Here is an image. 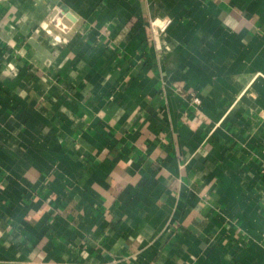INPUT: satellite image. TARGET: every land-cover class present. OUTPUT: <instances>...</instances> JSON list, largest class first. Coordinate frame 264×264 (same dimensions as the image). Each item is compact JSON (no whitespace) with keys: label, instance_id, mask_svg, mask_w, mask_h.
Here are the masks:
<instances>
[{"label":"crops","instance_id":"crops-1","mask_svg":"<svg viewBox=\"0 0 264 264\" xmlns=\"http://www.w3.org/2000/svg\"><path fill=\"white\" fill-rule=\"evenodd\" d=\"M0 264H264V0H0Z\"/></svg>","mask_w":264,"mask_h":264},{"label":"built area","instance_id":"built-area-1","mask_svg":"<svg viewBox=\"0 0 264 264\" xmlns=\"http://www.w3.org/2000/svg\"><path fill=\"white\" fill-rule=\"evenodd\" d=\"M170 24V20H165V21H163L160 25H159V27H160V29L163 31V30H165L166 28H167V26ZM56 25L58 26V27H61V28H63V29H65V26L62 24V23H60L59 21H57L56 22ZM194 103H196V104H199L200 103V100H199V98H194Z\"/></svg>","mask_w":264,"mask_h":264}]
</instances>
